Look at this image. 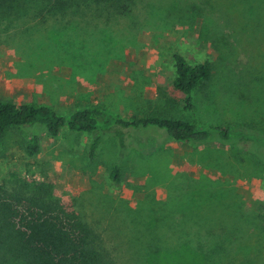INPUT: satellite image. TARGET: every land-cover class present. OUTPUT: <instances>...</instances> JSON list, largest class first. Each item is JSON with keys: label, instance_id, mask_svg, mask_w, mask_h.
I'll use <instances>...</instances> for the list:
<instances>
[{"label": "rangeland", "instance_id": "rangeland-1", "mask_svg": "<svg viewBox=\"0 0 264 264\" xmlns=\"http://www.w3.org/2000/svg\"><path fill=\"white\" fill-rule=\"evenodd\" d=\"M79 21L51 18L2 30L0 98L61 113L100 106L128 117H180L227 127L233 137L224 143L213 134L195 146L154 127L129 132L122 147L105 131L91 159L97 130L52 137L40 127H14L0 144V184L48 187L100 231L116 264H149L148 247L157 242L167 264L187 260L184 236L196 245V233L187 235L195 230L184 235L171 222L183 214L179 196L204 181L206 192L236 193L247 214V261L242 255L232 264H264V160L241 140L264 137V0H136L130 15ZM176 53L213 65L211 80L194 92V110L173 84ZM35 132L41 147L29 155L25 144ZM258 146L263 156L264 143ZM117 162L119 180L110 174ZM164 204L171 214L149 227L152 209Z\"/></svg>", "mask_w": 264, "mask_h": 264}, {"label": "trees", "instance_id": "trees-1", "mask_svg": "<svg viewBox=\"0 0 264 264\" xmlns=\"http://www.w3.org/2000/svg\"><path fill=\"white\" fill-rule=\"evenodd\" d=\"M135 3L136 0H0V32L18 24L39 25L51 18L64 20L70 17L78 20L77 25H81L79 20L88 15L110 21L130 15ZM174 60V87L184 94V107L194 110V92L211 80L213 65L210 61L192 64L178 53ZM111 113L100 106L80 107L61 113L44 103L0 98V144L6 132L14 127H40L52 137H58L62 132L75 136L97 130L99 134L89 146L90 157L95 159L105 131L112 132L122 147L127 143L129 132L154 127L164 130L173 140L195 146L206 143L213 134L224 143L234 134L227 127L193 123L180 117H128ZM241 140L247 142L248 153L264 160V155L255 152L259 150L258 143H264V137L247 134ZM40 147L41 135L35 132L28 138L25 151L35 155ZM110 174L115 180L120 179V163L113 164ZM205 190L204 181H197L190 193L179 196L176 207L179 209L180 205L183 214L177 221L174 218L171 224L179 232L184 229V235L195 230L187 235L196 233L197 242L194 247L184 236L185 248L181 253L188 257L187 260L167 264H195L189 257L198 258L196 264H232L245 256L247 246L243 238L247 214L239 196ZM161 207L163 209L158 212L152 209L147 225L153 229L160 227L165 222L164 218L171 214L163 211L170 208L169 205ZM158 213L162 216H157ZM157 243L148 247L149 264H165L164 250ZM241 260L247 261V257ZM0 264H116V261L100 231L72 205L53 196L48 187L24 184L7 187L0 184Z\"/></svg>", "mask_w": 264, "mask_h": 264}]
</instances>
